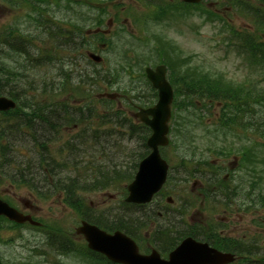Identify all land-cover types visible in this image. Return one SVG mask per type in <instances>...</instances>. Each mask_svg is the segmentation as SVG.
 <instances>
[{
	"label": "rangeland",
	"instance_id": "obj_1",
	"mask_svg": "<svg viewBox=\"0 0 264 264\" xmlns=\"http://www.w3.org/2000/svg\"><path fill=\"white\" fill-rule=\"evenodd\" d=\"M23 1L25 5L20 7V9L17 11V14H16L14 10L17 7L8 11L7 5H4V3H2L0 0V15L3 17V18H0V30H2V28L6 25L7 26L5 30L22 28L23 29L22 34L25 40L27 41L26 42L27 48L38 49V47L42 46L44 37L42 35L40 26L36 24L34 20L29 21L26 18L27 14L31 13V9L27 5H29L30 1L32 0H27V1L23 0ZM205 3H207L206 6L212 10L222 11L219 8H215L214 5L211 4V2L206 1ZM6 10L8 12L6 13V16H5ZM229 12L232 13V19L229 21L236 28H242L243 31L248 32L247 28H250L248 21H246L245 18L234 13L233 11H229ZM190 22L191 24H189V26H184V25H181L180 23L176 25L177 29H179V26H180V28L182 29V31L184 32L187 38L185 41L187 48L193 47L194 50L196 51V54L205 58V59H202V61H205L207 63L210 61L220 62L222 61V58H226L224 59L225 68L229 69L230 71L232 70V72H235V68H236L239 74L242 75L244 73V71L237 66V62L234 59L233 55H231L230 57H226L221 47L218 48L214 46L215 41L212 39L213 30L210 26L206 24L201 26L202 24L201 20H197V19L195 20L193 19ZM189 28H192L194 30L198 29L199 32L195 33V35L190 34ZM129 31L130 29H128V33ZM178 40L181 41L182 38H178ZM263 40H264V35H263ZM62 138L66 139V138H69V136L64 135ZM129 152H130V149H128V153ZM109 160H111V158H109ZM114 173H116V171H114ZM114 173L110 171L107 172L109 177L114 176ZM177 187L181 188V185ZM174 189H176L175 185L169 186L167 188V191L171 193V196H174ZM116 193H117V188L116 190L108 189L101 193L98 192L96 194L86 195L84 199L88 205L87 206L88 211H91L93 213H98L99 210L101 209L106 210V209L117 207L120 200L116 198V195H115ZM18 195L20 197L19 198L20 201L22 202L21 203L22 208L25 203H28L34 206L35 210H33L34 211L33 216H35L38 219H42L43 221H46L47 223H50V222L57 223L58 226L61 227L65 232L66 231L73 232V228L79 223L78 221L79 218H77L76 215H74L69 209H67L58 200H52L49 203L42 205V204L37 203L33 197L29 196L25 190H20L18 192ZM18 203L20 205V202ZM229 226H230V229H228L227 232L228 233L232 232V234L235 235L236 233L234 232V229L238 228L239 224L235 222L233 225H229ZM162 233H165V231H162ZM24 234L29 235V236H39V234H35V233L29 232L26 230ZM3 235L4 237H11L13 233H10V232L6 234L3 233ZM237 235L239 234H236L235 236ZM75 237L71 236V238L74 240L76 244H81L82 240L79 237H76V238ZM32 242H33V239L30 238L29 243L26 244V247L24 248V254L26 253V254L31 255V253L27 251L35 247V246H30V244H33ZM19 243H22V242H18L13 247H6L4 245H0V251L2 252L3 262H5V264H13L14 259L19 257V252L22 250ZM42 264H49V263H42ZM56 264H80V263L77 262V260H75L74 258H71V259L62 258V260L57 261Z\"/></svg>",
	"mask_w": 264,
	"mask_h": 264
}]
</instances>
